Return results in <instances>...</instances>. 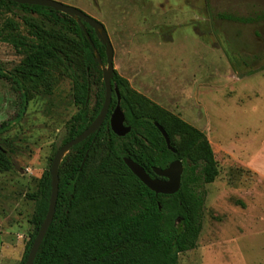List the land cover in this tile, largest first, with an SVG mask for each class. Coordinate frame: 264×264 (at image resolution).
I'll return each mask as SVG.
<instances>
[{
  "label": "rangeland",
  "instance_id": "rangeland-1",
  "mask_svg": "<svg viewBox=\"0 0 264 264\" xmlns=\"http://www.w3.org/2000/svg\"><path fill=\"white\" fill-rule=\"evenodd\" d=\"M57 1L101 22L115 71L130 88L203 131L212 145L219 174L205 185L197 245L178 264H264V0ZM26 18L80 56L77 38L47 17L0 3V72L7 75L0 76V128L7 124L0 143L7 140L14 160L0 171V264L22 260L35 232L34 194L80 110L73 79L55 64L23 109L15 75L24 56L2 38L13 20L35 40Z\"/></svg>",
  "mask_w": 264,
  "mask_h": 264
},
{
  "label": "trees",
  "instance_id": "trees-1",
  "mask_svg": "<svg viewBox=\"0 0 264 264\" xmlns=\"http://www.w3.org/2000/svg\"><path fill=\"white\" fill-rule=\"evenodd\" d=\"M8 10L19 8L37 13L77 38V59L69 44L54 36L32 19L26 18L35 40L18 32L8 20L10 30L2 39L11 43L23 59L16 69L15 82L26 108L28 95L40 86L53 64L73 79L74 101L80 107L68 130L66 142L83 133L100 113L105 98L104 69L107 45L95 27L50 7L0 0ZM225 19L243 21L232 15ZM73 47V45H71ZM1 77L7 75L0 72ZM121 97V106L131 131L115 134L110 125L117 94L102 127L73 146L59 170V196L56 213L34 264H178L179 255L196 247L202 228L205 185L219 174L218 163L207 135L176 115L132 90L116 71L112 78ZM95 89L92 107V89ZM170 116V118H168ZM160 123L175 151L155 125ZM4 124L0 131L7 130ZM183 137L178 145L174 135ZM0 143V171H8L14 160ZM129 157L152 176L153 167H168L180 159L184 165L180 189L171 195L148 188L126 165ZM200 166V167H199ZM51 171L40 179L32 217L35 232L26 245L19 264H25L38 230L47 215L51 197Z\"/></svg>",
  "mask_w": 264,
  "mask_h": 264
},
{
  "label": "water",
  "instance_id": "water-1",
  "mask_svg": "<svg viewBox=\"0 0 264 264\" xmlns=\"http://www.w3.org/2000/svg\"><path fill=\"white\" fill-rule=\"evenodd\" d=\"M13 2L19 4H28V5H39V6H46L50 7L58 12L67 14L77 21L83 20L88 23L90 26L95 27L96 31L102 37L104 43L107 45V64L108 66L107 71H105L104 67V84L106 88V98L103 104V107L95 118V120L89 125V127L77 137L71 139L70 141L66 142L62 145L58 151L56 152L52 165H51V197H50V204L47 215L45 217L44 222L42 223L41 227L38 230L37 236L33 242L31 250L28 254L27 261L25 264H34L37 252L50 228L53 223L56 207L58 202L59 196V170L60 164L63 161V158L66 154L70 151V149L79 144L80 142L84 141L90 135L98 131L110 110V106L112 103L113 92L117 94V104L114 108L111 118H110V125L115 134L118 136H125L131 131V126L127 125L126 123V116L124 110L121 106V97L119 94V90L117 87L113 86L112 78L115 73L114 67V48L109 37V34L105 28V26L99 22L97 19L92 17L91 15L87 14L83 10L67 5L63 2L57 0H11ZM155 125L163 134L167 146L171 151H175L174 147L171 144V139L169 134L165 130V128L158 122H155ZM124 161L128 168L151 190L155 191L157 194H166L171 195L176 193L180 187L182 182V175L184 172V165L182 160L177 159L173 161L168 167L161 168V167H153V171L157 177H152L143 166L139 163L134 161L129 157H125Z\"/></svg>",
  "mask_w": 264,
  "mask_h": 264
}]
</instances>
